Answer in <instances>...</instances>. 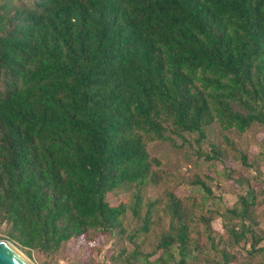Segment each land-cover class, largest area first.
<instances>
[{"label":"trees","instance_id":"1","mask_svg":"<svg viewBox=\"0 0 264 264\" xmlns=\"http://www.w3.org/2000/svg\"><path fill=\"white\" fill-rule=\"evenodd\" d=\"M214 122L235 150V134L264 124V0H0V238L27 256L101 232L133 245L114 262L207 264L199 225L223 264L239 244L264 252L260 201L242 179L246 195L218 210L222 248L203 179L192 182L206 193L198 215L167 192V229L151 251L135 241L159 201L143 199L162 173L148 144L188 133L199 145ZM198 153L226 156L216 145ZM122 189L129 199L111 204Z\"/></svg>","mask_w":264,"mask_h":264},{"label":"rangeland","instance_id":"2","mask_svg":"<svg viewBox=\"0 0 264 264\" xmlns=\"http://www.w3.org/2000/svg\"><path fill=\"white\" fill-rule=\"evenodd\" d=\"M206 138L199 145L195 143L196 134L184 133L185 141L181 137L176 138V144L165 140H153L148 144V150L152 156L161 161V177L156 184H151L143 193L144 203L159 200L156 204V212L153 217V224L147 235H138L135 241L141 245L145 252L151 251L162 231L168 227V215L162 207L166 201L167 192H173L176 196L184 199L188 205L194 204L191 209L194 215L200 212L199 205L204 200L205 191L199 185H193L195 180H205L213 192V196L206 199L204 211L212 216L211 227L213 228L214 241L218 249L223 247V239L219 238L224 232V218L218 214L224 208H231L238 203L239 195H246L248 186L236 179L249 180V187L252 188V195L257 196L260 201L257 213L261 218V227L264 234V124L255 123L245 133L233 136L236 150L229 147L223 141V131L217 122L205 128ZM212 145L226 150L223 160H205L198 152H209ZM240 153L246 156L245 166L239 158ZM248 167H247V166ZM257 192V194H256ZM256 194V195H255ZM107 199L113 205L129 199L128 190L122 189L108 195ZM206 208L208 210L206 211ZM145 211V206L142 213ZM123 223L129 233H134L139 223L133 218L129 209L123 216ZM204 226L199 225L200 246L204 256L209 258L207 264H223V258L218 250L211 247V242L203 230ZM88 240H71L64 243L55 253L33 252L27 256L34 264H123L122 261L114 262L112 257L119 249L126 248L133 250L132 243L126 235L108 234L94 232ZM0 237H5L0 231ZM6 239V238H0ZM8 240V239H7ZM13 243V242H12ZM264 244V242H263ZM230 253L235 256L226 264H264V252L259 251L253 257L247 254L248 247L236 245L229 248ZM200 257L201 254L196 252ZM178 258V256L176 255Z\"/></svg>","mask_w":264,"mask_h":264},{"label":"water","instance_id":"3","mask_svg":"<svg viewBox=\"0 0 264 264\" xmlns=\"http://www.w3.org/2000/svg\"><path fill=\"white\" fill-rule=\"evenodd\" d=\"M17 246L7 239H0V264H34Z\"/></svg>","mask_w":264,"mask_h":264},{"label":"bare ground","instance_id":"4","mask_svg":"<svg viewBox=\"0 0 264 264\" xmlns=\"http://www.w3.org/2000/svg\"><path fill=\"white\" fill-rule=\"evenodd\" d=\"M21 252V251H20ZM22 253V252H21Z\"/></svg>","mask_w":264,"mask_h":264}]
</instances>
